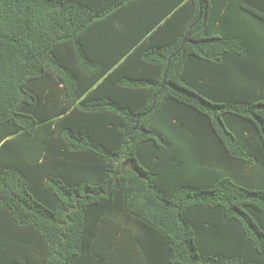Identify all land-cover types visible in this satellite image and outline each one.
I'll list each match as a JSON object with an SVG mask.
<instances>
[{
  "label": "trees",
  "instance_id": "16d2710c",
  "mask_svg": "<svg viewBox=\"0 0 264 264\" xmlns=\"http://www.w3.org/2000/svg\"><path fill=\"white\" fill-rule=\"evenodd\" d=\"M0 264H264V0H0Z\"/></svg>",
  "mask_w": 264,
  "mask_h": 264
},
{
  "label": "crops",
  "instance_id": "0c3cea01",
  "mask_svg": "<svg viewBox=\"0 0 264 264\" xmlns=\"http://www.w3.org/2000/svg\"><path fill=\"white\" fill-rule=\"evenodd\" d=\"M242 13H239L238 11L233 12V16H231V18L226 19L223 22V28H247V18H243L242 17ZM253 27L252 28H258L257 25V21L253 22Z\"/></svg>",
  "mask_w": 264,
  "mask_h": 264
}]
</instances>
